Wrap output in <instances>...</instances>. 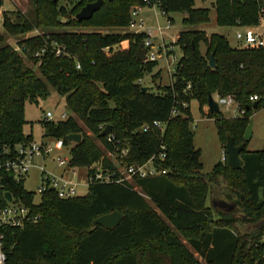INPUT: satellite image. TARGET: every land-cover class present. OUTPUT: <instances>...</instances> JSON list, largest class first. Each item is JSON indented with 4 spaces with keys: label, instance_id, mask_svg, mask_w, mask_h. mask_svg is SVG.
<instances>
[{
    "label": "trees",
    "instance_id": "16d2710c",
    "mask_svg": "<svg viewBox=\"0 0 264 264\" xmlns=\"http://www.w3.org/2000/svg\"><path fill=\"white\" fill-rule=\"evenodd\" d=\"M89 1L93 0H78L68 8L58 0H33V18L19 10L2 11L0 138L11 143L34 139L24 132V109L28 100L38 102L49 92L46 79L65 95L73 114L43 118L44 134L62 137L65 145L72 142L69 133L82 134L71 147L70 166H86L91 176L98 165L120 176L119 164L144 163L164 143L166 157L156 156L154 164L166 172L135 176L124 183L94 179L85 194L71 197L47 188L38 203L33 202L34 191L12 181L7 188L41 218L7 230V264H204L201 258L207 264H264V147H245L241 166L229 164L225 152L224 160L203 172L190 109L194 98L203 110L210 93H232L244 113L228 118L221 110L209 113L220 137L226 140L231 134L237 143L245 140L251 114L264 105V46L241 48L220 32L182 30L174 41L182 54L170 82L159 85L156 92L149 86L143 90L142 77L158 65V60L135 56L144 32L76 28L127 26L131 7L143 1L103 0L90 18L78 19L76 13ZM213 1L219 25L256 24L264 4V0ZM162 7L166 13L181 11L184 22L191 25L210 20L211 8L197 7L195 0H162ZM36 27L42 32L18 38L19 49L5 41L6 34L17 36ZM124 40L129 41L127 48L120 47ZM55 42L64 46V52H56ZM211 53L215 66L209 63ZM253 94L259 96L256 107ZM175 108L178 113L173 115ZM154 119L167 122L164 131L157 126L140 130ZM108 123L111 131L101 134ZM110 133L115 138L108 139ZM124 147L129 150L121 156ZM110 154L117 155L118 163ZM223 178L236 194L238 207L214 218L207 199L211 184ZM113 210L123 214L114 228L92 224ZM56 226L71 232L61 248L53 234ZM176 231L186 236L193 250ZM169 247L175 248L178 260L165 252Z\"/></svg>",
    "mask_w": 264,
    "mask_h": 264
},
{
    "label": "rangeland",
    "instance_id": "374dc122",
    "mask_svg": "<svg viewBox=\"0 0 264 264\" xmlns=\"http://www.w3.org/2000/svg\"><path fill=\"white\" fill-rule=\"evenodd\" d=\"M78 0H58L59 4H63L66 7L70 8L73 4H75ZM195 6L197 7H205L209 6L211 8L210 20L199 22L197 24H188L183 20L184 14L181 11H168L166 14L162 13L161 10H157V16L154 15L153 10L147 7L144 8L146 17L145 22L149 25H154L157 27L158 24L164 26L165 33L164 36L167 41L177 39L178 34L185 29L195 27L199 29L206 30L207 34L210 35L212 32H220L227 36L232 46L237 45V39L235 36L236 26L234 25H219L216 22V11L213 0H195ZM2 10L0 11V31L5 32V27L3 24V14L2 11L4 9H13L19 10L23 15L28 16L29 18L35 17V5L33 0H3L1 3ZM169 24V27H165ZM77 29H100L103 32L106 31H124L127 29L126 25L121 26H112V27H102L97 24L85 25L78 24L76 25ZM42 27H36L31 31H27L25 34L21 35H8L6 34L5 41L9 42L13 46L19 49L18 38L22 36L32 35L34 33L42 32ZM158 34V31H156ZM161 39L158 37L155 38V43H160ZM128 40L122 41L120 47L127 48L129 43ZM174 52H163L160 57H158V65H156L152 72L146 73L142 79L141 83L143 85L149 86V89L152 91H158L159 85L168 84L172 78V74L174 72V67L180 55L182 54V50L176 44L173 45ZM201 48L205 51L206 46L204 43L201 44ZM32 64L31 61H28ZM35 69L38 71L37 66ZM40 74V72H39ZM49 87V92L45 96L39 97L38 102L27 101L24 109V117L26 119L23 129L26 134H31L36 141H45L50 142L52 144L55 143L56 138L53 136L45 135L42 127L41 120L45 118V112L47 110H51L54 114V119L61 118L62 112H67L68 115L73 114L72 111L67 107L65 95L59 93L46 79H44ZM217 92H214L213 95L216 96ZM190 109L192 112V121L191 126L194 130V144L196 147L200 148L201 156L200 159L203 163V172H210L215 165L220 160L225 159V143L226 140L223 137H220L217 131V126L215 122V117L211 116L209 113V108L207 103L203 106V110L200 109V104L197 99H192L190 102ZM220 110L223 114L228 117H234L240 114V109L233 104L230 108H227L225 105H220ZM250 120H252V134L251 137L247 140L246 149L248 150H256L264 147V105L259 109L253 111L250 116ZM90 134L91 132L88 131ZM74 142H71L69 145H65L61 149H54L48 156L46 160L47 166L50 169L51 166H54L52 163L53 157H61L70 159L71 156V147ZM111 158L118 163L117 155L110 154ZM35 163H41L42 160L39 156H36ZM67 167L63 175L67 178H73L77 182V195H83L88 191L89 179H88V168L86 166H77V174L73 175L71 172V168L65 164ZM123 168V167H122ZM57 171H61V166L55 167ZM64 171V169H62ZM23 185L26 189L34 191L36 195V200H40V193L38 191V187L40 186V177L39 170L37 166H33L29 172V174L24 178ZM136 187H138L136 185ZM229 188L225 184V180L217 181L216 183L211 184V192L207 199L208 205L211 206L213 217L218 218L222 212L234 211L238 207L236 194L231 192ZM232 195L231 198L229 195ZM223 202L229 203L231 206L221 205ZM151 205L155 207L154 203L149 200ZM221 202V203H220ZM236 213H240L236 211ZM180 237L186 242L191 249L193 247L187 241L186 236L182 235L179 231ZM70 231H67L65 228H60L56 226L53 229V234L56 235V244L58 248L62 247L65 243V240H69L71 236ZM72 246V244H71ZM165 252H169L173 257H177V251L174 247L166 249ZM166 253V254H169ZM169 254V256H170ZM204 264H207L204 259L201 258ZM177 263V261H176ZM180 264V262H178Z\"/></svg>",
    "mask_w": 264,
    "mask_h": 264
},
{
    "label": "built area",
    "instance_id": "2783aa9c",
    "mask_svg": "<svg viewBox=\"0 0 264 264\" xmlns=\"http://www.w3.org/2000/svg\"><path fill=\"white\" fill-rule=\"evenodd\" d=\"M143 3L134 4L131 7V17L127 25V29L133 32H144L145 37L143 40V46L146 47V54L143 61L157 60L163 52H174L173 45L175 44V38L171 41H167L164 33V26L158 24L157 27L149 25L145 22V16L143 10L145 7L152 9L154 15L157 16V10H161L166 14V11L162 7V0H142ZM2 10L0 4V11ZM259 22L256 24H244L240 23L236 26L235 36L237 39V47L241 48H257L264 46V4H260L259 10ZM165 27H169V24ZM158 31V34H156ZM161 39L160 43H155V38ZM56 49V52L60 54L64 52L65 48L59 43H52ZM40 51L36 52L39 55ZM175 59L176 56H174ZM175 69V67H174ZM218 100L220 105H225L230 108L233 104L240 109V114L244 113L243 107H241L239 101L232 93L219 94L214 96ZM251 100L255 101L259 98L258 94L250 96ZM188 105L187 102L183 103ZM178 113V109L172 110V114ZM239 115V114H238ZM67 112L61 113V118L67 117ZM237 116V115H236ZM54 114L51 110L45 112V118L54 119ZM166 121L154 119L152 123H144L140 126V130L148 131L153 126H157L161 131H164L166 127ZM55 143L45 141L21 140L15 143L4 141L0 138V264H7V230L11 227H23L28 222H37L41 218V213H34L31 205L25 202L22 198L15 196L7 186L12 181L23 182L24 178L29 174L33 166H38L40 186L38 191L40 195L47 188H55L58 195L61 197H71L77 195V182L73 178H67L63 174H59L49 168L45 163L36 164V156L45 157L49 152L54 149H61L65 146L62 137H55ZM115 138L113 134H109L108 139ZM129 148L124 147L121 149V156L128 152ZM159 156L161 159L166 157V145L161 143L157 152H155L144 163H130L126 165L119 164L120 176L116 175V172H110L102 169L100 166H96V171L91 176L88 174L89 182L91 180H100L102 182L115 181L118 183L131 182L135 176H147L155 175L162 172H166L165 168H158L154 164V158ZM57 160L61 164H69V159L57 157ZM74 167V166H73ZM123 167V168H122ZM75 172V170H73ZM138 188V187H136ZM10 191L12 194L11 199L6 195V192ZM35 193V192H34ZM34 196L33 202L38 203L40 200H36Z\"/></svg>",
    "mask_w": 264,
    "mask_h": 264
},
{
    "label": "water",
    "instance_id": "95a60500",
    "mask_svg": "<svg viewBox=\"0 0 264 264\" xmlns=\"http://www.w3.org/2000/svg\"><path fill=\"white\" fill-rule=\"evenodd\" d=\"M103 0H93L89 1L86 4H84L80 10L76 13V17L78 19H84V18H90L93 14V12L98 9ZM146 54V47L143 46V44H140L135 52L136 58L143 60L145 58ZM209 63L211 66H215V55L214 53H211V58L209 60ZM143 90H147V85H142ZM207 105L209 108V111H220V104L217 99H215L213 93H210L208 96ZM258 105V100L253 101L252 106L256 107ZM252 127L253 123L252 120L249 121L248 126L246 128L244 139L242 142L237 143L235 141V138L231 134H227V139L225 143V152L227 154L228 163L233 166H241L244 163V160L241 156V151L246 147L247 140L251 137L252 134ZM112 125L108 123L103 130L101 131V134H106L111 131ZM67 138L69 141L72 142H80L82 140V134L80 132H72L67 135ZM6 195L9 199H11L12 194L10 191L6 192ZM226 205H229V203L225 202ZM231 206V205H229ZM123 214L118 210H113L111 212L103 213L96 218L93 219L92 224L95 226L97 224H101L107 228H114L119 221L122 219Z\"/></svg>",
    "mask_w": 264,
    "mask_h": 264
},
{
    "label": "crops",
    "instance_id": "0c3cea01",
    "mask_svg": "<svg viewBox=\"0 0 264 264\" xmlns=\"http://www.w3.org/2000/svg\"><path fill=\"white\" fill-rule=\"evenodd\" d=\"M143 15L146 17V14H145V11L143 12ZM129 43V42H128ZM240 115V114H239ZM238 116V115H237ZM57 149V148H56ZM52 152V151H51ZM51 152H49L45 157H41V156H39L40 158H41V160H42V162L41 163H45L46 164V166H47V163H46V160L48 159V156H49V154L51 153ZM50 159H53V161H52V163H54V166H51L50 167V169L51 170H53V171H55V172H57V173H59V174H63L64 172H65V170H66V166H65V164H61V163H59L58 162V160H57V157H53V158H50ZM41 163H36L37 165L38 164H41ZM61 166V171H57L56 169H55V167H57V166ZM71 169V172H73V170H75V172H73V175H76L77 174V168L75 169V167H77V166H70L69 164H67ZM38 167V166H37ZM47 168H48V166H47ZM62 169H64V171H62ZM39 170V169H38ZM184 243H186V242H184ZM186 245L189 247V245L186 243ZM190 248V247H189ZM191 249V248H190ZM193 250V249H192ZM195 254L196 255H198V252H195Z\"/></svg>",
    "mask_w": 264,
    "mask_h": 264
},
{
    "label": "flooded vegetation",
    "instance_id": "af4514ba",
    "mask_svg": "<svg viewBox=\"0 0 264 264\" xmlns=\"http://www.w3.org/2000/svg\"><path fill=\"white\" fill-rule=\"evenodd\" d=\"M220 203H221V202H220ZM221 205L229 206V205H226V203H225V202H223V201H222V204H221Z\"/></svg>",
    "mask_w": 264,
    "mask_h": 264
}]
</instances>
